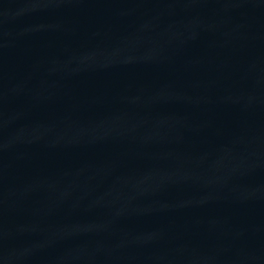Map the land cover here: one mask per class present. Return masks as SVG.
<instances>
[{
    "label": "water",
    "instance_id": "water-1",
    "mask_svg": "<svg viewBox=\"0 0 264 264\" xmlns=\"http://www.w3.org/2000/svg\"><path fill=\"white\" fill-rule=\"evenodd\" d=\"M264 50V0H0V144Z\"/></svg>",
    "mask_w": 264,
    "mask_h": 264
}]
</instances>
